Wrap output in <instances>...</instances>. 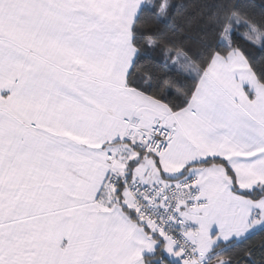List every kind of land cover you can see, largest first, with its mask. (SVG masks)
<instances>
[{
    "label": "snow or ice",
    "instance_id": "snow-or-ice-1",
    "mask_svg": "<svg viewBox=\"0 0 264 264\" xmlns=\"http://www.w3.org/2000/svg\"><path fill=\"white\" fill-rule=\"evenodd\" d=\"M0 264H264V0H0Z\"/></svg>",
    "mask_w": 264,
    "mask_h": 264
}]
</instances>
